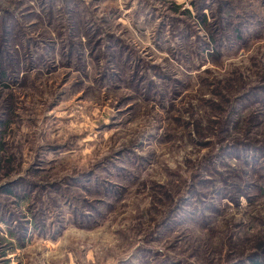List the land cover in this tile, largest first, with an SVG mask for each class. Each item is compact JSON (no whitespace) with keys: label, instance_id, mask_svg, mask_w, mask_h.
Instances as JSON below:
<instances>
[{"label":"rangeland","instance_id":"obj_1","mask_svg":"<svg viewBox=\"0 0 264 264\" xmlns=\"http://www.w3.org/2000/svg\"><path fill=\"white\" fill-rule=\"evenodd\" d=\"M0 264H264V0H0Z\"/></svg>","mask_w":264,"mask_h":264}]
</instances>
